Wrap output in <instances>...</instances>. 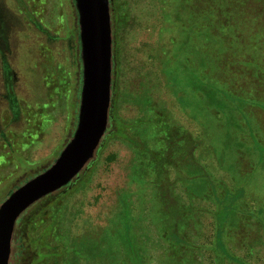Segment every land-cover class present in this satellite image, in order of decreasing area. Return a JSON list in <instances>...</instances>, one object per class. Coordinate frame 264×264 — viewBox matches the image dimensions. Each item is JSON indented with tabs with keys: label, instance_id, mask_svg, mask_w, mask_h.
Wrapping results in <instances>:
<instances>
[{
	"label": "rangeland",
	"instance_id": "obj_1",
	"mask_svg": "<svg viewBox=\"0 0 264 264\" xmlns=\"http://www.w3.org/2000/svg\"><path fill=\"white\" fill-rule=\"evenodd\" d=\"M109 2L110 130L20 216L9 264H43L36 239L60 264H264V0ZM74 17L73 0H0V205L37 171L17 156L52 161L69 135Z\"/></svg>",
	"mask_w": 264,
	"mask_h": 264
},
{
	"label": "water",
	"instance_id": "obj_2",
	"mask_svg": "<svg viewBox=\"0 0 264 264\" xmlns=\"http://www.w3.org/2000/svg\"><path fill=\"white\" fill-rule=\"evenodd\" d=\"M80 4L82 29L92 53L85 63L88 78L78 127L56 162L11 193L0 205V264H9L12 235L20 216L39 199L67 185L94 156L107 130L112 65L110 2L82 0ZM93 83L97 96L87 97Z\"/></svg>",
	"mask_w": 264,
	"mask_h": 264
},
{
	"label": "flooded vegetation",
	"instance_id": "obj_3",
	"mask_svg": "<svg viewBox=\"0 0 264 264\" xmlns=\"http://www.w3.org/2000/svg\"><path fill=\"white\" fill-rule=\"evenodd\" d=\"M84 1V0H83ZM80 3H82V0H73V5H74V10H75V26L77 25V50L75 53L78 56L77 63L74 66V70L72 72V75L75 76L73 88L71 89L73 91L74 99H73V108L71 111L72 115V121H71V128L69 131L68 137L63 141L60 146L58 147L57 150L54 152V158L52 161L46 162L44 164H40L36 169L37 171L30 177H28L22 184L16 187L15 190H17L19 187L22 185L26 184L28 181L31 179L35 178L39 174L43 173L45 170L50 168L58 159V157L61 155V153L66 149L68 144L71 142V140L74 137V134L77 130L78 123L80 120L81 116V110H82V105H83V100H84V89H85V84L86 80L88 78V72L86 71V58L91 59V44L88 43L87 39L84 37V31L82 29V13H81V7ZM92 77H93V69H92ZM90 81V80H89ZM92 82V79H91ZM93 88H89L87 92V97H93L97 96V87H95V83L92 84ZM111 94H110V107H109V116H108V125H107V130L105 134L103 135L99 146L96 148L94 156L84 165V167L81 169V171L65 186L61 187L60 189L46 195L45 197L39 199L35 203H33L30 207L35 206L36 204L40 203L41 201H44V199L53 196V195H62L67 192V190L74 184V182L80 178H82V175L85 174L86 172L88 173L89 170L91 169L90 166L94 162L96 155L100 151L102 145L105 142V138L107 137L108 131L110 130L111 127V96H112V65H111ZM86 173V174H87ZM15 190H12L9 194L8 197L11 193H13ZM7 197V198H8ZM6 198V199H7Z\"/></svg>",
	"mask_w": 264,
	"mask_h": 264
},
{
	"label": "trees",
	"instance_id": "obj_4",
	"mask_svg": "<svg viewBox=\"0 0 264 264\" xmlns=\"http://www.w3.org/2000/svg\"><path fill=\"white\" fill-rule=\"evenodd\" d=\"M70 76V74H69ZM71 79L74 82L75 80V76H73L71 74ZM73 88V86L71 87V89ZM117 136H123V137H128V128L124 127V126H119L117 131H116ZM16 154V153H15ZM17 164H19L20 166H22V164H26L25 165L29 170H35L41 163H32L30 161H25L24 162V158L17 156L16 158ZM18 165V166H19ZM64 195V194H62ZM55 196V195H53ZM50 196L47 199L53 200L54 197ZM40 203H43V201H41ZM31 250H32V258L34 260L35 263L40 262L43 264H60L61 260H62V256H61V251L59 247H55L51 241H47V243L42 242V240L36 239V241H34L31 244Z\"/></svg>",
	"mask_w": 264,
	"mask_h": 264
}]
</instances>
